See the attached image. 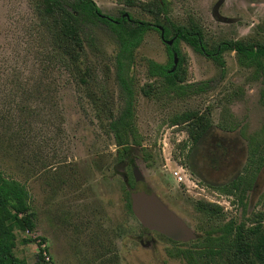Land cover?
<instances>
[{
	"label": "rangeland",
	"instance_id": "obj_1",
	"mask_svg": "<svg viewBox=\"0 0 264 264\" xmlns=\"http://www.w3.org/2000/svg\"><path fill=\"white\" fill-rule=\"evenodd\" d=\"M94 1L114 17L128 12L162 27L195 25L209 48L228 39L264 43V0H164L167 12L158 16L149 11L157 0ZM44 7L43 0H0V171L26 185L37 225L18 231L16 253L36 264L42 237L56 264H189L183 250H199L210 230L230 221L264 227V163L245 192V206L232 187L264 152L262 85L253 68L242 66L233 50L223 52L221 67L181 40L183 83L211 82L206 91L174 93L162 77L148 74L150 59H170L159 30H148L128 69L134 132L131 156L121 159L109 126L124 104L114 37L98 27L97 49L83 35L78 45L64 35L58 11ZM185 111L213 125L198 146L184 123L172 124ZM128 159L145 176L135 187L155 191L193 229L194 239L148 233L128 214L124 174L133 171L122 164ZM200 200L217 203L220 213L199 211ZM25 237L32 241L22 243ZM141 239L153 242L142 245ZM227 255L216 264H225Z\"/></svg>",
	"mask_w": 264,
	"mask_h": 264
},
{
	"label": "trees",
	"instance_id": "obj_2",
	"mask_svg": "<svg viewBox=\"0 0 264 264\" xmlns=\"http://www.w3.org/2000/svg\"><path fill=\"white\" fill-rule=\"evenodd\" d=\"M46 13L57 12L60 15V27L64 35L70 37L78 45L82 42V37H86L89 44L97 49L95 42V29L106 28L114 37L117 51L115 54L116 76L121 87V93L124 104L121 113L113 119L109 126L114 134L115 140L121 146V159L124 156H131L129 136L134 132L132 118L134 114L135 88L132 78L129 76L128 69L133 61L135 49L142 43L146 32L150 29H158V25L134 18L128 12H122L119 16H111L103 13L99 5L94 0H43ZM157 5L152 6L149 11L158 16L167 12V2L157 0ZM165 37L172 34L174 37L173 45H167L169 61L166 64L157 62L153 59L148 61V74L152 77L160 76L164 79L166 86L177 94L189 92H202L210 88V80L198 83H183L184 69L182 56L178 47L179 41L183 40L189 44L195 51L201 52L215 60L221 67H224L225 61L223 52L233 50L237 53L238 62L242 66L252 67L254 75L261 81L260 99L264 105V43H251L243 40H223L214 48H209L203 37L201 28L194 26L163 25ZM159 30V29H158ZM161 33V31L159 30ZM83 35V36H82ZM177 63H175V54ZM75 59V57H73ZM77 73H80L79 68ZM143 92L148 94L150 88L141 87ZM184 123L187 132L193 137L195 145L200 142L211 130V122L202 114L195 111H185L175 115L172 124ZM264 128V127H263ZM262 128V129H263ZM261 132L256 136H261ZM254 138L250 139L253 142ZM134 143H138L135 141ZM220 146L222 144L220 143ZM226 150V147H224ZM193 154L189 156L192 159ZM252 158V155L250 156ZM134 159L124 160L122 164L131 166L135 163ZM189 160V168H191ZM216 160V158H213ZM264 163V152L259 153L255 158L254 169L249 171L239 184L236 179L232 180V187L239 188V200L245 206V192L253 186L257 171ZM125 179L124 195L126 198V207L128 214L138 222L131 208L130 192L135 187L134 176ZM30 192L26 185L20 180L6 176L0 171V264H28L26 257L19 256L16 253V247L19 240L18 231H34L36 229L35 212L32 211L30 204ZM197 209L203 211L208 216L218 215L221 207L217 203L209 201H198ZM139 223V222H138ZM233 234L232 238L230 235ZM42 238V237H41ZM42 240H45L42 238ZM32 238H22V243H29ZM199 250L186 249L184 254L188 256L189 264H200L199 259H204L205 264H216L218 257L222 253L227 255L225 264H264V227L255 225L245 228V224L234 225L230 221L224 225L210 230L206 233ZM194 252V253H193ZM36 264H42V255L38 253Z\"/></svg>",
	"mask_w": 264,
	"mask_h": 264
},
{
	"label": "water",
	"instance_id": "obj_3",
	"mask_svg": "<svg viewBox=\"0 0 264 264\" xmlns=\"http://www.w3.org/2000/svg\"><path fill=\"white\" fill-rule=\"evenodd\" d=\"M158 29L161 31L163 41L171 45L174 38L165 39L164 28L158 25ZM174 55L175 63H177L176 53ZM132 171L136 182L145 180L143 172L136 163L132 164ZM130 199L133 214L145 228L156 230L177 241H187L197 236L187 222L148 187L145 189L132 187Z\"/></svg>",
	"mask_w": 264,
	"mask_h": 264
},
{
	"label": "built area",
	"instance_id": "obj_4",
	"mask_svg": "<svg viewBox=\"0 0 264 264\" xmlns=\"http://www.w3.org/2000/svg\"><path fill=\"white\" fill-rule=\"evenodd\" d=\"M175 175L176 177L178 178V180H183V176L181 174H179V171H175ZM28 232V230H27ZM37 241L39 242V245H40V248H39V253H41L42 255V260L45 264H56L52 255H51V252H50V249L46 248L47 246V243H45V241H42V238L38 237L37 238Z\"/></svg>",
	"mask_w": 264,
	"mask_h": 264
},
{
	"label": "flooded vegetation",
	"instance_id": "obj_5",
	"mask_svg": "<svg viewBox=\"0 0 264 264\" xmlns=\"http://www.w3.org/2000/svg\"><path fill=\"white\" fill-rule=\"evenodd\" d=\"M165 34V33H164ZM160 35H161V33H160ZM171 38H174V37H170V38H166L165 37V39H171ZM175 39V38H174ZM174 42V41H173ZM171 45H173V43L171 44ZM126 179H127V176H126ZM137 219V218H136ZM139 222V221H138ZM139 225H141V227H143V229L146 231V232H148L149 233V231H156V230H150V229H147V228H145L140 222L138 223ZM156 232H158V231H156ZM158 233H160V232H158ZM162 234V233H161ZM163 235H165V234H163ZM168 239H171V238H169L167 235H165ZM171 240H174V239H171ZM140 242H141V244L142 245H147V246H149L152 242H153V239L151 240V239H148V240H146V241H144L143 239H141L140 240Z\"/></svg>",
	"mask_w": 264,
	"mask_h": 264
}]
</instances>
